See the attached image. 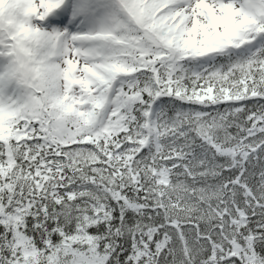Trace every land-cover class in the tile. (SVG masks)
I'll use <instances>...</instances> for the list:
<instances>
[{
	"label": "snow or ice",
	"instance_id": "1",
	"mask_svg": "<svg viewBox=\"0 0 264 264\" xmlns=\"http://www.w3.org/2000/svg\"><path fill=\"white\" fill-rule=\"evenodd\" d=\"M0 264H264V0H0Z\"/></svg>",
	"mask_w": 264,
	"mask_h": 264
}]
</instances>
